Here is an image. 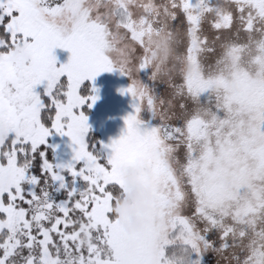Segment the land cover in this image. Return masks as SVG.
<instances>
[{
    "label": "snow or ice",
    "instance_id": "obj_1",
    "mask_svg": "<svg viewBox=\"0 0 264 264\" xmlns=\"http://www.w3.org/2000/svg\"><path fill=\"white\" fill-rule=\"evenodd\" d=\"M104 73L132 100L107 143ZM0 264H264V0H0Z\"/></svg>",
    "mask_w": 264,
    "mask_h": 264
},
{
    "label": "rangeland",
    "instance_id": "obj_2",
    "mask_svg": "<svg viewBox=\"0 0 264 264\" xmlns=\"http://www.w3.org/2000/svg\"><path fill=\"white\" fill-rule=\"evenodd\" d=\"M123 77V76H122ZM127 83L129 81L126 77H123ZM126 86V87H127ZM132 100L131 97L125 98L121 103H116L115 101L106 100L100 96V99L96 102L89 116V123L92 126L91 132L100 133L101 140L106 143L110 139L118 138L124 129L125 117L130 111H132ZM50 142L54 145H59L56 152V158L60 162H66L71 158L72 152L70 145V140L68 137H59L58 135L53 136Z\"/></svg>",
    "mask_w": 264,
    "mask_h": 264
},
{
    "label": "clouds",
    "instance_id": "obj_3",
    "mask_svg": "<svg viewBox=\"0 0 264 264\" xmlns=\"http://www.w3.org/2000/svg\"><path fill=\"white\" fill-rule=\"evenodd\" d=\"M126 183L130 188L135 189L126 199L122 200L116 208V212L121 216H133L142 210V200L147 198V192L139 188L138 176L139 171L136 169H126L122 172ZM142 220L134 218L131 223L125 224L127 232L139 231L142 227Z\"/></svg>",
    "mask_w": 264,
    "mask_h": 264
},
{
    "label": "crops",
    "instance_id": "obj_4",
    "mask_svg": "<svg viewBox=\"0 0 264 264\" xmlns=\"http://www.w3.org/2000/svg\"><path fill=\"white\" fill-rule=\"evenodd\" d=\"M57 55L60 60L66 61L68 53L66 51L57 49ZM96 87L99 88V95L106 100H112L116 103H121L125 98V95H122L119 92L120 88H126L127 83L125 79L119 73H104L97 77L95 81ZM128 96V95H127ZM130 96H128L129 98Z\"/></svg>",
    "mask_w": 264,
    "mask_h": 264
},
{
    "label": "trees",
    "instance_id": "obj_5",
    "mask_svg": "<svg viewBox=\"0 0 264 264\" xmlns=\"http://www.w3.org/2000/svg\"><path fill=\"white\" fill-rule=\"evenodd\" d=\"M90 113H91V111H90V110H87V114H90ZM90 135H91L93 138H95V139H99V140H101L100 133H98V132H91Z\"/></svg>",
    "mask_w": 264,
    "mask_h": 264
}]
</instances>
